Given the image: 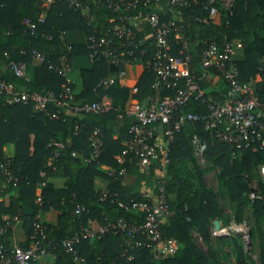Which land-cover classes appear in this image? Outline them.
<instances>
[{
	"label": "trees",
	"instance_id": "trees-1",
	"mask_svg": "<svg viewBox=\"0 0 264 264\" xmlns=\"http://www.w3.org/2000/svg\"><path fill=\"white\" fill-rule=\"evenodd\" d=\"M78 1L86 7L83 12L69 8L66 0H54L51 4L43 0H0V78L25 92L58 91L65 81L47 70L46 63L60 57H65L69 62L74 57L88 58L85 38L90 34L89 30L93 27L96 34L105 31L121 14V11H112L115 0ZM230 2L227 9L218 2L212 5L217 14L216 24L208 15L207 0H193L187 8H181L183 30L179 38L169 36L170 53L176 55L181 42H184L186 52L191 57L189 71L198 78V52L203 42H240L241 51L233 56L240 81L243 84L251 82L255 97L264 104V0ZM85 13L87 19L84 18ZM40 15H43V21L37 23ZM202 19L206 22H201ZM24 20L35 24L33 35L22 24ZM63 33L78 34L83 37V43L63 41ZM149 33V27L145 26L139 35L144 38ZM107 38L111 45L119 42L112 33ZM33 52L43 55L44 61L33 65ZM151 53V42L147 39L143 47L133 51V56L139 63H143ZM8 61L26 64L27 70H30L27 81L15 77L7 69ZM122 70L121 65L110 67L102 60L93 59L89 69L79 70L78 91L75 92L73 84H69L76 103L97 102L103 95H109L111 108L103 114L60 113L57 119L51 120L31 106H7L0 97V157H3L2 149L10 147L8 160L17 188L15 195L9 196L6 201H0V247L10 248V237L15 224L13 218L21 222L25 235V240L18 246L27 247L33 235L35 216L39 212L52 210L56 212L55 223L41 224L47 243L52 247L51 253L55 256L52 264H73L71 257L62 250L60 242L76 233L87 221L95 226L115 220L135 226L142 222L140 213L125 207L129 198L137 199L138 195L123 190L121 177L117 176L119 171L132 173L139 167L138 161L127 155L119 162L116 157L124 148L123 143L130 137L129 127L135 124L133 116L124 114L125 101L129 98L146 101L153 94V75L141 68L132 87L135 88V93H130L131 88H118L114 84L106 91L94 89L99 79ZM199 85L210 98L219 93L212 90L205 79H201ZM167 94L165 91L160 93L161 96ZM188 108L194 112L200 111L196 105ZM47 109L52 111L53 106H48ZM94 128L100 132L101 154L91 163L84 164L80 157L73 158L70 154L74 152L88 156L87 137ZM193 134L206 144L205 164L222 169L218 175L217 192L206 186L204 170L192 157L190 138ZM51 141L61 142L64 148L54 157L51 165H47L54 152V148L49 146ZM263 164L264 157L261 153L249 151H243L237 158L231 159L227 147L205 131L202 123L188 125L177 133L169 145L168 163L163 173L171 214L161 227L163 237L176 240L177 251L153 264H220L221 254L223 260H227L221 252L224 246L229 248L234 264H246L243 246H249V253H253L254 242L258 248L257 262L264 264V193L261 192L258 200H248L249 184L257 180L256 171ZM102 166L112 170L113 174L109 175ZM40 172L44 173V177L39 176ZM53 177L64 179L62 187L54 188L51 183L44 181L45 178ZM97 178L107 182L103 191L110 197L104 201L98 200L101 190L94 188V180ZM43 181L39 202L36 203L35 189ZM11 189L8 187L5 193ZM218 196L231 206L232 220L220 208ZM74 202L84 206L87 213L73 217ZM117 202L123 206H118ZM248 202L254 222L253 228H249L250 245H243L238 235L230 234L212 240L209 238V228L214 222L222 227L228 226L230 222L241 223L243 209ZM192 232L201 237L207 248L205 252L196 246ZM123 239V233L114 232L98 240L81 241L75 246V250L83 262L77 264H151L150 255L144 249L137 248L127 252L132 257L129 261L127 256H121ZM136 239L143 241L142 237Z\"/></svg>",
	"mask_w": 264,
	"mask_h": 264
},
{
	"label": "built area",
	"instance_id": "built-area-1",
	"mask_svg": "<svg viewBox=\"0 0 264 264\" xmlns=\"http://www.w3.org/2000/svg\"><path fill=\"white\" fill-rule=\"evenodd\" d=\"M43 1L47 4L54 2V0ZM191 1L115 0L112 3V11H121L116 21L111 27L98 34L92 27L89 30L90 34L85 38L88 59L102 60L107 66L121 65L123 69H126L139 63V60L133 56V51L143 47V38L139 33L143 31V27H149L150 33L145 36L151 42L152 53L139 65L153 75L151 85L153 94L147 97L143 107L134 103L124 110L126 116L134 117L135 124L129 127L130 137L123 143L124 148L117 159L122 162L124 157L129 155L138 161L139 167H149L158 162L161 167V177L156 181L151 192L140 193L137 199L129 198L125 204L129 210L142 215V222L139 225L125 224L120 220H115L102 226H95L87 221V224L79 227L76 233L63 239L60 242L61 248L71 257L73 264L83 262L75 250V246L81 241L98 240L114 232L124 234L121 256H127V261L132 260L127 252L137 248L148 251L151 264L175 254L176 240L161 235V227L171 214L163 173L168 163L169 145L174 136L184 127L202 123L205 131L210 132L219 143L227 147L231 159L237 158L243 151L261 153L264 157V104L255 97L251 82L241 83L238 69L233 61L235 47L240 48L242 45L234 41L219 44L203 42L198 52L197 67L200 72L198 78H195L189 71L191 57L186 52L184 42H181L180 50L176 55L170 53L169 36L180 35L183 30L180 9L187 8ZM224 1L226 2V0H207L210 18L216 14L212 5L218 2L223 6ZM66 2L69 8L81 12L86 9L78 0H66ZM84 18H88L86 13ZM42 21L43 15L38 16L36 22L42 23ZM201 22L205 23L206 20L202 19ZM22 24L29 34L33 35L35 24L27 20H24ZM111 33L119 40L115 45H111L110 39L107 38ZM32 59L38 63L44 61L43 55L34 52ZM6 67L15 77L27 81V67L24 62L8 61ZM46 68L64 79L65 82L58 91L25 92L0 78V97L4 99L5 104L7 106H31L33 110L44 113L51 120L57 119L60 113L103 114L111 108L110 104L105 101V95L97 102H75L68 79L71 64L65 57H60L56 61H48ZM119 75H124V70L119 71ZM208 77L217 78L222 83V92L214 98L207 96L199 85L201 79ZM113 84V79L106 76L97 81L94 89L106 91ZM135 91V88H131V93ZM161 91L168 94L161 96ZM190 105H196L200 111L189 110ZM48 106H53V110L48 111ZM99 136L100 132L97 128H94L88 135V156L74 152L70 156L80 157L84 164L96 160L102 150ZM49 146L54 148V152L47 165H51L54 157H57L64 148V145L57 141H51ZM190 146L192 157L201 166L204 163L205 142L193 134L190 138ZM106 170L109 175L113 174L112 170ZM123 174V171L117 172L118 177ZM256 174L257 180L249 184L248 200L250 202L258 200L261 192L264 193V164L258 168ZM39 176L44 177V173L40 172ZM43 186L44 181L36 188L41 189ZM8 187H16V179L11 174L8 158L0 157V201ZM107 197L110 195L101 190L98 200L104 201ZM117 203L118 206H123ZM73 204V217L87 213L84 206L75 202ZM13 220L17 221L16 218ZM230 234L238 235L244 245L249 243V228L244 221L239 224L230 222L226 227L218 224V229L212 226V236L215 238H224ZM137 237H142L143 241L137 240ZM51 250L52 247L47 243L41 225L35 222L33 235L27 247L18 245L8 249L0 247V264H29L39 257L53 255Z\"/></svg>",
	"mask_w": 264,
	"mask_h": 264
},
{
	"label": "crops",
	"instance_id": "crops-1",
	"mask_svg": "<svg viewBox=\"0 0 264 264\" xmlns=\"http://www.w3.org/2000/svg\"><path fill=\"white\" fill-rule=\"evenodd\" d=\"M210 19H212L213 23L216 24L218 23V19H217V14L214 15L213 17H211ZM75 36H77L75 38ZM174 38H179V36H174ZM61 39L64 41H67L69 43H73V44H78V43H83V37L78 35V34H73V33H63L61 36ZM145 41H147L146 36L143 38V43L145 44ZM71 71L68 75V79L70 81L71 84H73V90L75 92L78 91L79 89V70L80 69H89L91 66V60L86 58V57H74L71 61ZM32 64L36 65L39 64L38 62H36L34 59H32ZM140 65L139 63H137V65L133 66V67H128L124 70V75L120 76L119 72L118 73H114V74H110L109 76L111 77V79H113L114 81V86L118 87V88H127L130 89L133 87V85L136 82V78L140 72ZM197 69V68H196ZM27 70V68H26ZM197 71V70H196ZM199 71V70H198ZM26 73H30V70L26 71ZM210 87L212 88V90L216 91V92H220L222 90V83L220 82V80H218L217 78H211L208 77L205 79ZM131 91V89H130ZM131 93V92H130ZM105 101L108 104H111V98L109 97V95L105 96ZM137 104L139 107H143L145 105V101L141 102L135 99H131L129 98L127 101H125V109H127L129 107L130 104ZM132 116V115H131ZM5 153L2 154V156L4 157L5 154H7V158L10 157L11 154V149L10 147H5ZM117 159V157H116ZM118 161V159H117ZM47 163H49L47 161ZM102 168L104 170L108 169L106 167ZM164 176V175H163ZM161 177V167L160 164L154 163L153 165L149 166V167H138L136 169L133 170L132 173L130 174H123L121 176V187L123 188V190H125L127 193L129 194H136L139 195L140 193L143 192H151L156 181ZM45 182H49L52 184V186L54 188H60L63 185L64 179L61 177H53L50 179H46L44 180ZM107 186V182L103 179H95L94 180V188L97 190H104ZM17 193V188L13 187L8 193L6 192L4 194V196L2 197L1 200L6 201L8 199L9 196L15 195ZM39 194H40V189L36 188L35 189V202L38 203V198H39ZM55 215L56 212L49 210L47 212H39L36 216H35V222L38 224H47V225H53L55 223ZM4 217H2L3 219ZM19 225V236H16L15 233V229L16 227ZM25 240V235L23 232V228L21 226V222L20 221H16L13 228H12V233H11V237H10V247L21 244L23 241ZM244 245V244H243ZM250 245V243H249ZM249 246H243V253H244V258H245V254L247 253L252 260L254 261L255 264H258L257 262V254H258V248L256 243H252V251L253 253H249L248 250ZM221 252H223L225 254V256L227 257V260H223V256L221 254V264H234V260L233 257L230 254L229 248H227L226 246L222 247ZM55 259V257L53 255H46V256H42L39 257L38 259L34 260L35 264H52L53 260ZM245 263L248 264L246 258H245Z\"/></svg>",
	"mask_w": 264,
	"mask_h": 264
},
{
	"label": "rangeland",
	"instance_id": "rangeland-1",
	"mask_svg": "<svg viewBox=\"0 0 264 264\" xmlns=\"http://www.w3.org/2000/svg\"><path fill=\"white\" fill-rule=\"evenodd\" d=\"M230 4H231L230 0H226V2L224 1V4L222 7L224 9H227L230 7ZM75 37H77V36H75ZM234 42L242 45L238 41H234ZM239 51H241V47L240 48L235 47L234 52L238 54ZM5 150L6 149H4V148L2 149V154L5 153ZM5 156H7V154H5ZM201 167L204 170L203 179H204L206 186L208 188H210L211 190H213L214 192H217L218 186H219L218 175L221 174L222 169L219 167H211L210 165L205 164V162L201 165ZM218 202H219L220 208H222L223 213L228 215L229 219H231L232 218V209H231V206L228 204V202H225L224 198L221 199V197H219V196H218ZM242 221H244L246 223L248 228H250V229L253 228L254 222H253V216H252L251 210H250V202H248L247 206L243 209ZM14 234H16V236H19V225L16 227ZM192 237L194 239L196 246L205 252L207 248L204 245L201 237L196 232H192ZM209 238L211 240L215 238L212 236V226L209 228ZM220 264H221V262H220Z\"/></svg>",
	"mask_w": 264,
	"mask_h": 264
},
{
	"label": "water",
	"instance_id": "water-1",
	"mask_svg": "<svg viewBox=\"0 0 264 264\" xmlns=\"http://www.w3.org/2000/svg\"><path fill=\"white\" fill-rule=\"evenodd\" d=\"M229 11H231V9ZM213 226L215 229H218V223L217 222H214ZM245 258H246L248 264H255L254 261L252 260V258L247 253L245 254Z\"/></svg>",
	"mask_w": 264,
	"mask_h": 264
}]
</instances>
